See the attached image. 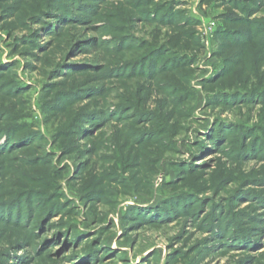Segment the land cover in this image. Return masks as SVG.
Segmentation results:
<instances>
[{"label": "rangeland", "instance_id": "374dc122", "mask_svg": "<svg viewBox=\"0 0 264 264\" xmlns=\"http://www.w3.org/2000/svg\"><path fill=\"white\" fill-rule=\"evenodd\" d=\"M0 264H264V0H0Z\"/></svg>", "mask_w": 264, "mask_h": 264}]
</instances>
